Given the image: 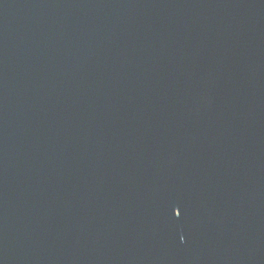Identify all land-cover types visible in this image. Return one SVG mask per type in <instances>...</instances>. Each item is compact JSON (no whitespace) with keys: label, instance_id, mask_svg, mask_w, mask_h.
Wrapping results in <instances>:
<instances>
[{"label":"water","instance_id":"obj_1","mask_svg":"<svg viewBox=\"0 0 264 264\" xmlns=\"http://www.w3.org/2000/svg\"><path fill=\"white\" fill-rule=\"evenodd\" d=\"M0 264H264V0H0Z\"/></svg>","mask_w":264,"mask_h":264},{"label":"snow or ice","instance_id":"obj_2","mask_svg":"<svg viewBox=\"0 0 264 264\" xmlns=\"http://www.w3.org/2000/svg\"><path fill=\"white\" fill-rule=\"evenodd\" d=\"M179 215H180V213H179ZM179 215H178V216H179Z\"/></svg>","mask_w":264,"mask_h":264}]
</instances>
